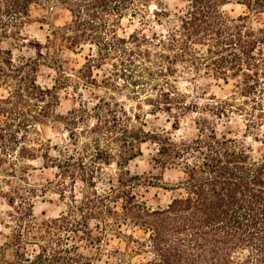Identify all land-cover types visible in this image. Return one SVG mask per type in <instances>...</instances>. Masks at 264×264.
<instances>
[{
  "label": "clouds",
  "instance_id": "clouds-1",
  "mask_svg": "<svg viewBox=\"0 0 264 264\" xmlns=\"http://www.w3.org/2000/svg\"><path fill=\"white\" fill-rule=\"evenodd\" d=\"M26 11L43 29L40 56L17 48L11 66L0 61V264H166L168 248L208 264L199 235L152 221L171 219L193 170L212 179L213 158L261 191L264 0H28ZM19 23L0 14V33L26 35ZM27 57L40 67L22 84ZM106 147L110 163L97 158ZM262 256L222 242L215 264Z\"/></svg>",
  "mask_w": 264,
  "mask_h": 264
},
{
  "label": "trees",
  "instance_id": "trees-1",
  "mask_svg": "<svg viewBox=\"0 0 264 264\" xmlns=\"http://www.w3.org/2000/svg\"><path fill=\"white\" fill-rule=\"evenodd\" d=\"M27 3L28 0H0V9H2L0 14L7 15L10 24H15L19 20V29L23 31L24 27L32 20H22L20 18V13H23L25 17L29 15L28 11H26ZM0 27H7V25L0 24ZM52 35L55 37L57 34L53 32ZM11 37L12 41H15L12 42L14 45L26 46L20 43V41L28 39L25 36H19V33L14 31ZM4 39H10L6 35V28L5 33H0V61L11 66L13 52L10 48L1 46ZM59 39L63 42L64 37L61 36ZM27 45L32 48L35 47L37 49V56H40L39 48L42 45L39 44V41L29 40ZM19 59L25 60V57H20ZM28 65H32V69L25 78L21 79L22 84L34 82L35 77L32 75V72H38L40 67L31 57L27 58V63L23 68L28 67ZM23 68L18 69V71H23ZM225 82L227 83V81ZM25 90L27 91L28 89L26 88ZM31 94L29 92V95ZM0 111H3V109H0ZM137 118L139 119V117ZM8 127L10 129L11 125ZM3 132L4 130L0 129V133ZM135 134L136 132L133 130L131 135H133V138L139 139ZM7 135L15 139L10 131ZM127 138V134H125V137H121L120 140H127ZM2 139L3 136L0 135V140ZM162 151L167 150L162 149ZM122 153L121 165L126 162L125 158L131 155V148H123ZM26 154L28 153L22 152V155ZM101 157L104 158V163H110L112 159H115L107 147L97 158ZM225 157L226 159L228 158L227 153H225ZM215 164L216 161L213 158L211 166L205 165L212 172V179L205 180L203 183L197 180L195 170H193V173H190L192 188L189 195L187 197L182 195L177 201H174V210L171 213L170 220L153 218V227H156L160 232H171L178 236L191 229L200 237L193 236V239H197V247L206 248L209 250L210 255H212V259L208 261V264H215L220 255L222 242L247 243L257 247L260 253H264V168L252 175L251 184L259 186L261 189L258 193H252V189L249 187V174L246 170L239 169L242 174L237 175L236 172L227 167L217 168ZM65 174L67 175L69 172H65ZM124 175L126 176L127 173ZM132 179L138 182L140 177H133ZM131 182L128 181L127 183ZM121 185L125 186V181L121 180ZM205 185L207 186V190H205ZM240 190L245 192L247 198H242V200L236 199L235 194ZM192 192L196 194L195 201L192 199ZM248 193L252 194L248 196ZM122 195L127 196V193L124 192ZM225 195L227 196V200L224 198ZM132 199H135V197H132ZM176 205H179V207H175ZM161 254L166 264H181L182 253L179 250L174 251L168 248L162 250ZM154 264H161V262H154ZM187 264H195V262L189 261ZM258 264H264V256L260 258Z\"/></svg>",
  "mask_w": 264,
  "mask_h": 264
},
{
  "label": "rangeland",
  "instance_id": "rangeland-1",
  "mask_svg": "<svg viewBox=\"0 0 264 264\" xmlns=\"http://www.w3.org/2000/svg\"><path fill=\"white\" fill-rule=\"evenodd\" d=\"M34 23H35V20L32 19L31 22L24 27L23 31H25L27 34H32L31 41H39L38 33L40 31H42L43 29L40 30L38 28H34L33 27ZM27 34L24 35L26 38H28ZM12 42H13L12 39H4V41L1 43V46L4 47L5 43H8V47L7 48H10L12 50V52H13L14 49H17V48H19L20 50H24L25 48H28V49L32 48V47H30L28 45H26V46L14 45ZM20 57H25V56H20ZM27 58H29V57H27ZM38 71H39V69H38ZM137 167H139V166L137 165ZM154 179H159V178L157 177V178H154Z\"/></svg>",
  "mask_w": 264,
  "mask_h": 264
}]
</instances>
